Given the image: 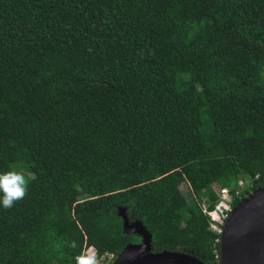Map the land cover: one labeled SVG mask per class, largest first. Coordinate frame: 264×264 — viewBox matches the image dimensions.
I'll return each mask as SVG.
<instances>
[{"label": "trees", "instance_id": "obj_1", "mask_svg": "<svg viewBox=\"0 0 264 264\" xmlns=\"http://www.w3.org/2000/svg\"><path fill=\"white\" fill-rule=\"evenodd\" d=\"M184 166L198 192L264 186V0H0V172L39 179L0 207V264L115 258L141 241L120 208L152 251L219 264V196L190 202Z\"/></svg>", "mask_w": 264, "mask_h": 264}, {"label": "water", "instance_id": "obj_2", "mask_svg": "<svg viewBox=\"0 0 264 264\" xmlns=\"http://www.w3.org/2000/svg\"><path fill=\"white\" fill-rule=\"evenodd\" d=\"M261 189V190H260ZM260 190V191H258ZM236 213L229 218L222 229L228 228L226 235L221 233L219 264H264V186L257 187L245 197L244 203L239 201L234 206ZM123 217V230L127 233H137L141 236L138 243H128L117 254L116 264H205L197 257L176 250L152 251L151 234L140 220L129 222L123 208L119 209ZM226 236L225 254L222 256L223 237ZM143 259H130L135 256H145Z\"/></svg>", "mask_w": 264, "mask_h": 264}, {"label": "rangeland", "instance_id": "obj_3", "mask_svg": "<svg viewBox=\"0 0 264 264\" xmlns=\"http://www.w3.org/2000/svg\"><path fill=\"white\" fill-rule=\"evenodd\" d=\"M158 27H161L160 25H157ZM209 141L213 147V149L216 151L220 145V142L216 138L215 135L210 134L209 135ZM219 163L221 167L225 170L229 169V162L227 158L223 156L218 157ZM18 169V168H17ZM21 170V169H18ZM23 171V170H21ZM26 177L28 178V187L35 186L39 179L37 177H34V175L26 173L23 171ZM192 171L189 166L184 167H174L169 170V172L166 174V177L171 181V183L176 186L177 188L181 189L187 196L188 200L190 202H198L201 203L203 208H206V204H203V198L204 194H206L209 190H216L217 192L220 190L219 187L216 184L208 185L202 192L195 190V181L192 179ZM251 186V182L248 178L244 176H238L237 177V184L231 188V191L224 192L223 194L220 193L218 195V199L216 200L214 204V208L211 211H206L209 215L210 219V228L215 233H223L222 229L227 221L228 216L232 213L234 209L233 201L236 197H246L250 193H247L246 190L249 189ZM88 195V190L85 188V194L81 196V198H85V196ZM86 250L92 251L91 247H86ZM118 256L114 258L112 254H104L101 256V261H97V264L102 262V264H112ZM53 257L51 256L49 259L44 260V263H48L49 261H52Z\"/></svg>", "mask_w": 264, "mask_h": 264}, {"label": "clouds", "instance_id": "obj_4", "mask_svg": "<svg viewBox=\"0 0 264 264\" xmlns=\"http://www.w3.org/2000/svg\"><path fill=\"white\" fill-rule=\"evenodd\" d=\"M28 186V178L23 171L10 169L0 172V207L6 210L14 207L26 197ZM72 247H76L75 243ZM74 264H97V260L90 250H85L74 258Z\"/></svg>", "mask_w": 264, "mask_h": 264}, {"label": "bare ground", "instance_id": "obj_5", "mask_svg": "<svg viewBox=\"0 0 264 264\" xmlns=\"http://www.w3.org/2000/svg\"><path fill=\"white\" fill-rule=\"evenodd\" d=\"M261 190V189H260ZM260 190H258V191H260ZM244 201H245V197H243L240 201H239V206H241L243 203H244ZM234 213H236V210L235 209H233V211H232V216H230V218H229V220L231 221L232 219H233V215H234ZM227 230H228V228H226V230L225 231H223V233H224V235H226V233H227ZM222 243L224 244V246H223V248H222V256H224V254H225V243H226V236H224L223 237V239H222ZM150 254L151 253H149V252H146L144 255L145 256H135V257H131L130 259H143V258H145V257H147V256H150ZM117 261V260H116ZM116 261H114L112 264H116L117 262ZM192 261H194L195 263H197V264H199L198 262H196L195 260H192ZM224 263V261L222 260V264Z\"/></svg>", "mask_w": 264, "mask_h": 264}, {"label": "built area", "instance_id": "obj_6", "mask_svg": "<svg viewBox=\"0 0 264 264\" xmlns=\"http://www.w3.org/2000/svg\"><path fill=\"white\" fill-rule=\"evenodd\" d=\"M227 191H228L227 188H221V189L217 192V194L220 195V193L223 194L224 192H227ZM85 250H86V249H84L83 251H85ZM91 253H92L93 255H95L97 261H99V260L101 259V256H103V255L97 256V254H96V249H95V248H92ZM100 261H101V260H100ZM99 264H102V262H100Z\"/></svg>", "mask_w": 264, "mask_h": 264}, {"label": "crops", "instance_id": "obj_7", "mask_svg": "<svg viewBox=\"0 0 264 264\" xmlns=\"http://www.w3.org/2000/svg\"><path fill=\"white\" fill-rule=\"evenodd\" d=\"M205 209V208H204ZM206 210V209H205ZM87 247H91V248H94L93 246H87ZM85 249V248H84Z\"/></svg>", "mask_w": 264, "mask_h": 264}]
</instances>
